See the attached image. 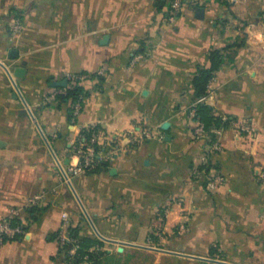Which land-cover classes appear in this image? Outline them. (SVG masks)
Here are the masks:
<instances>
[{
  "label": "crops",
  "instance_id": "0c3cea01",
  "mask_svg": "<svg viewBox=\"0 0 264 264\" xmlns=\"http://www.w3.org/2000/svg\"><path fill=\"white\" fill-rule=\"evenodd\" d=\"M172 2L0 0V219L17 209L25 224L0 244V264H66L64 213L78 239L131 264H264V0H183L175 20ZM214 51L208 105L253 130L221 128L223 149L207 169L225 182L210 190L194 173L207 145L188 110ZM71 74L90 76L78 83L76 123L53 96ZM91 124L161 137L68 180L74 142Z\"/></svg>",
  "mask_w": 264,
  "mask_h": 264
},
{
  "label": "built area",
  "instance_id": "2783aa9c",
  "mask_svg": "<svg viewBox=\"0 0 264 264\" xmlns=\"http://www.w3.org/2000/svg\"><path fill=\"white\" fill-rule=\"evenodd\" d=\"M183 0H173L170 7V19L175 20L181 10ZM23 25L19 19L13 24V32L19 33ZM104 69H99L97 75H103ZM88 74H71L67 76V87L60 89L56 94H66V89L72 84H78L80 81L89 78ZM213 78L210 80L206 93L198 98L189 107L188 113L193 123V134L197 138L206 141L207 149L200 157L199 165L195 167L194 173H203L207 175V186L210 190H217L224 182L225 177L219 171L207 169L211 165V158L222 151L221 134L222 129L213 130L214 137L211 136L205 123L199 119L197 114V106L206 103L213 93L212 90ZM83 94L71 104V120L76 123L83 109ZM227 120V116L222 117ZM232 126L242 131L251 132L253 129L246 124H239L235 120H231ZM161 137V131L152 128H140L138 130H129L125 132L109 133L96 124L84 126L79 131L74 142L73 158L76 160L68 169L67 179L70 176L78 173H92L102 168L106 163L113 158L130 152L136 145L141 142ZM45 196L38 194L32 197L29 201L31 205H37ZM63 222L59 234V242L64 244L66 241H75L69 237V218L68 214L62 216ZM23 219L20 217L17 209H12L8 215L0 219V244L7 240L16 239L25 233ZM76 247L71 250V254H75ZM86 264V263H84Z\"/></svg>",
  "mask_w": 264,
  "mask_h": 264
},
{
  "label": "trees",
  "instance_id": "16d2710c",
  "mask_svg": "<svg viewBox=\"0 0 264 264\" xmlns=\"http://www.w3.org/2000/svg\"><path fill=\"white\" fill-rule=\"evenodd\" d=\"M210 58L212 61L211 66L208 68L200 67L194 78V87L197 98L206 93L207 86L213 78L214 72L220 65V61L218 60L219 53L217 51L212 52ZM69 84L70 86L66 89V94H62L61 99L69 102L71 107V104L82 94V87L77 83L72 84L71 81H69ZM197 114L199 119L205 123L209 133L213 137V130L228 127L232 120L231 118L223 120L221 116L214 114L212 108L206 103L197 106ZM68 234L69 237L75 241H66L64 244L59 242V255L64 257L66 264H94L106 254V251L102 249V244L100 242L94 244L88 240L78 239L76 228L69 227ZM74 247H76V252L73 255L71 254V250ZM200 264L213 263L201 262Z\"/></svg>",
  "mask_w": 264,
  "mask_h": 264
},
{
  "label": "water",
  "instance_id": "95a60500",
  "mask_svg": "<svg viewBox=\"0 0 264 264\" xmlns=\"http://www.w3.org/2000/svg\"><path fill=\"white\" fill-rule=\"evenodd\" d=\"M105 39H107V36H105ZM15 56H17V53L15 52V50H12L11 51V57H15ZM7 72H8L9 75H12V73H11L10 70L7 69ZM13 75L15 77H18V78L23 77L25 75V69L22 68V67H17V68H15V70L13 72ZM67 85H68V80L67 79H63L61 81H58V82L53 83V86H55V87L65 88V87H67ZM166 127H167V125L165 124L164 125V128H166ZM2 145H3V142L0 141V147Z\"/></svg>",
  "mask_w": 264,
  "mask_h": 264
},
{
  "label": "rangeland",
  "instance_id": "374dc122",
  "mask_svg": "<svg viewBox=\"0 0 264 264\" xmlns=\"http://www.w3.org/2000/svg\"><path fill=\"white\" fill-rule=\"evenodd\" d=\"M13 86L16 87L14 84H13ZM138 262H139V264H147L148 260H142L141 259L139 261H136V263H138ZM94 264H131V263L129 261H127V260H124L121 257H118V256L114 255L112 257L104 256V257H102L99 261H97Z\"/></svg>",
  "mask_w": 264,
  "mask_h": 264
}]
</instances>
